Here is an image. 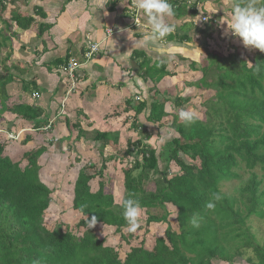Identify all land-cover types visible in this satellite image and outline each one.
<instances>
[{
	"label": "trees",
	"instance_id": "1",
	"mask_svg": "<svg viewBox=\"0 0 264 264\" xmlns=\"http://www.w3.org/2000/svg\"><path fill=\"white\" fill-rule=\"evenodd\" d=\"M169 2L173 5L176 22L183 25L185 15L190 13L191 20L184 25L191 29L195 28L201 12L207 15L203 6L200 11L197 9L203 0H196L188 9L186 0ZM217 18L208 21V15H201V30L208 33L217 30ZM15 20L22 30L35 23L34 18L20 15ZM176 32L168 36L169 41L178 37L181 42H191L189 34ZM1 36L4 41L3 44L0 42V48H3L7 38L2 33ZM145 58L140 63L139 73L145 81L154 84L168 76L180 78L182 74L201 71V77L194 81L181 79L183 83L180 84L183 89L190 88L193 92H213L212 98L204 102L206 111L201 113L204 118L199 116L195 124L185 126L178 115L168 114L164 101H169L170 92L162 93L164 101L154 100L149 111L143 99L128 102L124 130L128 133L135 129L139 134L144 131L143 140L133 141L128 137L120 154L117 151H121L122 143H119L117 133H87L77 123L72 125L73 121L64 115L65 126L79 135L76 140L71 135L62 140L68 151L73 149L72 140H81L84 144L90 139L95 143L102 142L103 146L109 145L116 152L108 156L99 147L100 164L88 161L79 169L71 187L70 210L80 216L75 231L65 223L53 228L46 223L54 190L40 177L39 161L49 153V148L56 146L53 138L48 140V145L25 152L22 160L17 162L5 153L0 138V264H233L237 260L264 264V240L253 226L255 220H264V53L255 49L251 57L243 59L238 55L224 57L210 52L206 62L200 65L198 61H190L188 70L179 73L168 71L165 62L154 69L150 59ZM8 62L9 57L0 58V122L7 123L0 132L7 135L8 132L18 134L26 130L27 134H19L21 140L16 141L25 147L36 139L47 137L48 131L43 129L54 128V121H50L39 99L32 98L35 94L41 95L35 78L26 80L21 77L23 73L13 72ZM257 64L262 66V71L253 75ZM79 79L77 77V84ZM10 86L17 88L16 93H10ZM177 87L178 84L174 86L178 90ZM182 95L175 94L174 106L195 109L194 95ZM145 114L146 125L140 124L138 118ZM149 126L162 130L166 126L165 132L174 128L178 136L167 141L157 155V148L146 143L153 139L148 133L151 131ZM70 151L67 153L77 154ZM58 152L62 153L59 149ZM180 154L194 163H187ZM83 157L87 158L86 155L79 156L77 163H81ZM124 157L130 160L129 168L123 172V195L120 202H116L112 190H107L114 185L110 180L112 176L107 173L108 162L121 164ZM172 162L179 168L178 174L171 175ZM94 182L96 190H93ZM150 182L154 183L152 189L148 188ZM232 182L238 184L232 192L225 191L224 186ZM216 194L221 200L209 211L205 205ZM127 198L138 199L146 214L135 233L127 231L122 215L121 202ZM82 206H86L84 212L88 219L97 217V224L92 229H87L85 215L79 212ZM157 209L163 214L151 213ZM172 209L175 210V228L169 223ZM193 215L200 218L199 228L190 224ZM164 223L167 224L164 235L155 239L151 249H146L142 241L139 247L130 248L125 257L118 252L123 251L124 243H130L143 225ZM98 229H112L119 239L117 244L112 241L115 245H109L107 237H98Z\"/></svg>",
	"mask_w": 264,
	"mask_h": 264
},
{
	"label": "crops",
	"instance_id": "2",
	"mask_svg": "<svg viewBox=\"0 0 264 264\" xmlns=\"http://www.w3.org/2000/svg\"><path fill=\"white\" fill-rule=\"evenodd\" d=\"M195 1L186 0L187 9ZM0 2H3V5L0 4V37L2 33L7 38L6 45L10 48V52L6 54V58L9 57L7 65L13 68V72L17 71V74L23 73L21 77L28 81L35 78L36 85L41 91L39 102L49 116L50 113H54V109L57 114L53 119L54 128L48 130L47 137L45 136L48 140L56 133L59 124L65 126L66 122L64 123L63 119L65 110L74 113L73 120L70 118L73 121L72 125L77 123L79 128L85 129L87 133H117L119 143L124 141L126 132L124 120L128 102H137L136 98L139 96L147 102L149 111L154 100L164 101L162 93L163 90H167L172 94L167 96L168 102L164 101L165 110L169 112L174 106L175 94L188 93L190 88L180 92L183 90L180 83H183L181 79L187 80L191 75L182 74L180 78L168 76L154 84L150 80L145 81L142 73H139L140 63L147 57L154 69L165 62L168 71L177 73L187 71L188 63L191 61L188 54L196 48H193L191 43L193 31L196 30L197 35L202 30L205 31L201 30L199 17L215 13L209 8L211 0H203L202 3H198L197 9L200 11L203 6L207 15L203 12L199 14L194 29L184 25L190 22V13L185 15L183 25L176 22L173 17L167 18V22L175 26L172 34L177 33L176 31L189 34L191 42H181L178 37L175 41H169L167 37V42L160 45L162 50L149 51L141 46L149 27L146 18L135 9V0H0ZM18 15L24 18L32 17L35 23L22 30L15 20ZM177 24L180 28L176 26ZM2 25L6 26L5 30L9 34L3 33ZM40 25L42 27H39ZM40 30L43 31L41 34L38 33ZM109 30L112 31V39ZM138 41L140 43H137ZM90 43L100 44V51L90 62H86L84 54ZM72 59L80 65L77 73V77L80 78L79 84L74 91H71V85L61 70L62 64ZM177 84L178 90L174 88ZM60 106H63V113ZM57 110L61 112L58 113ZM147 114L138 118L140 124H145ZM64 128L68 130L67 136L72 135V131L66 126ZM76 134L79 136L78 132ZM78 143L81 144V140ZM97 147H100V144Z\"/></svg>",
	"mask_w": 264,
	"mask_h": 264
},
{
	"label": "rangeland",
	"instance_id": "3",
	"mask_svg": "<svg viewBox=\"0 0 264 264\" xmlns=\"http://www.w3.org/2000/svg\"><path fill=\"white\" fill-rule=\"evenodd\" d=\"M231 3L232 0H211L210 4L213 5L211 7V5L209 4V8L214 10L215 14L212 15H208V17H211L212 19H216L218 16V20H217V30H212L210 33H208L207 30L200 32L199 35L197 34H192V46L193 51L188 54V57L191 59L192 62H197L198 64L201 65V63L206 62L207 60V56L210 52H216L218 53L220 56H228V55H238L239 58H243V59H248V57H251V55H253V53L255 52V49H249V48H245L242 44V42L238 39L233 37L228 31H227V21L230 20V12H231ZM257 3H264V0H257ZM1 21V19H0ZM3 30H4V34H9V32L7 30H5L6 26L2 25ZM185 31V30H183ZM7 32V33H5ZM188 33V32H187ZM0 42L3 44L2 37H0ZM10 43V41L8 42ZM195 45V46H194ZM207 46V49L205 50V47ZM200 49V50H199ZM10 52V48L6 45L5 48H1L0 49V58L4 59L6 58V54ZM179 73V72H178ZM191 77H188L187 79H197L198 77H201L202 73L201 71L198 69L197 72L195 73H190ZM194 81V80H193ZM182 87V86H181ZM17 88H15L14 86H10L9 90L10 93L12 94ZM164 92H168L167 90H163ZM184 91L181 90L180 92ZM196 92V94L194 95V93ZM198 92V93H197ZM200 91H195L193 92V90L189 89L187 94H184L185 97L190 96V95H194V98L192 100V104H194V108L192 110H195L199 116H201V118L203 119L204 116L201 115L202 112L206 111L205 108V104L204 102H207L210 98H212L213 96V92H200ZM16 93V92H14ZM182 95V96H184ZM138 99H142L141 97L138 96ZM63 105V104H62ZM188 105V104H186ZM61 111L57 110V112H61L63 113L64 109L63 106L61 107ZM180 108L177 107H172L171 110H169V112H167L168 114H175L178 115V110ZM208 110V107H207ZM66 113H64L66 116H69V118H72L73 120V116L72 114L74 113H69L67 110H65ZM54 113H50V119L53 120L55 119L56 115L55 114V109L53 111ZM107 113V112H105ZM64 117V116H63ZM9 118H13V117H9ZM97 118V117H95ZM173 118V116H172ZM64 119V118H63ZM62 119V121H63ZM98 119V118H97ZM15 121V120H14ZM168 123H170L171 118H169ZM106 122V121H105ZM20 125H22L20 122L18 123ZM62 124V122H61ZM2 126H7V123H1L0 122V129H5ZM19 127V126H16ZM64 124L58 126V129L56 130V133H53V140H54V144L56 145L55 147H51L49 148L50 151H52V153L49 151L48 154L44 155L41 159H40V165L42 167V170L40 172V177L42 178L43 182H45L50 189L54 190L53 193V202H52V207L49 210V214L46 217L47 221V225L51 228L55 227V226H60L62 225V223L68 224L72 227V229L75 231L76 230V224L78 223L80 216H76L74 213L71 212L70 208H71V202H72V188H73V182L74 179L79 171V169L81 167H83L84 164L88 163V161L90 162H95L96 164H100L101 162V156L99 155V147H97V145H101L100 149L101 151L104 149V152L107 153V155L109 156L112 152L116 153L115 151H113L112 147L107 145V146H103V143H95L92 140H88V141H84V146H83V142L80 144L78 142H80V140H78V142L73 141L71 142V146H72V151H70V153H77L76 155L73 154H69L67 152H69L67 150V147H65V141L62 142V140L66 139L63 138L64 136H67L68 134V130H65L64 128ZM126 127V126H124ZM87 128V127H85ZM151 131H148V133H150L153 137L152 140H150L149 142L147 141L146 143L152 145L154 148H157V155L159 154V152L162 150V147L165 145L164 144H160L159 143V139L158 136L160 132H165V128L162 130V128H157V126H149ZM44 130V129H43ZM133 130V129H132ZM2 131V130H0ZM25 131V130H24ZM27 131L24 132V136L25 133ZM138 131H131L124 134V138H123V142H122V147L121 146V151H117V153H122L124 151L125 145H126V141L128 139H126L127 137H130L133 141L136 140H140L143 137L142 134L144 133L141 132L140 134L137 133ZM140 132V131H139ZM46 133V132H44ZM58 133V135H57ZM77 132L75 130H72V135L71 138H74L76 140V134ZM166 133V132H165ZM27 134V133H26ZM43 135V134H42ZM88 136L90 134H87ZM23 136V137H24ZM45 136V135H43ZM177 137L178 134L175 133L173 137ZM78 137V136H77ZM0 138H1V142L4 143L5 146V153L7 155H9L10 157H14V161H20L22 160V156L25 152L30 151L35 149L38 146H41L43 144L48 145V138H43V139H36L35 142H33L32 144L28 145V146H23L18 144V142H16L17 140H21L18 137H11V136H7L5 135L4 132H0ZM51 138V137H50ZM171 138V139H172ZM23 139V138H22ZM57 139V141L55 140ZM170 139V140H171ZM143 140V139H142ZM122 141V140H121ZM169 141V140H168ZM65 147V148H64ZM55 148V149H54ZM58 149L61 150L62 153L58 152ZM55 152V153H54ZM59 153V155H57ZM86 155L87 158H81V163H77V158H79V156H83ZM180 157L182 159H184L187 163H194L192 162L188 157H186L183 154H180ZM130 160H126L124 157V162L121 164H114L112 165L111 162H108V174H110V176H112V178H110L111 181H113L114 185L109 186L107 188L108 191L112 190V192L115 195V201L116 202H120V198L123 195V181H124V177H123V172L129 168V162ZM122 162V161H120ZM25 165V164H23ZM161 167H165V165L162 163ZM170 172L171 175H175L179 173V168L175 165V163H171L170 164ZM109 180V181H110ZM236 184H238V182H232L230 184H227L224 186V190L225 191H230L232 192V190L236 187ZM93 190L97 189L96 186V182H94L93 184ZM154 183L150 182L148 185L149 189L153 188ZM72 187V188H71ZM55 197V198H54ZM152 214L154 215H162L163 211L162 210H153L151 211ZM146 219V214L143 212L142 210V215H141V221L144 222V220ZM175 219V210L172 209L171 210V217L169 220V223H172V225L174 226V228L176 227V224L173 223ZM253 226L255 228V230L260 233V236L262 237V239L264 240V220L258 221L255 220L253 223ZM167 224H151V225H143V228L140 232H137V234L135 235L133 240H130V243H124V246L122 247L121 250L123 251H118L119 253H121L122 256L125 257V254L130 250V248L132 247H139L143 241V245L146 249H151L154 246V242L155 239L157 237H161L164 235V232L166 230ZM78 231V230H77ZM76 231V232H77ZM147 231V232H145ZM97 235L98 237H107L108 240L106 241L109 245H115L117 244L116 242L119 241L118 237H116L115 234H113V230H103L100 231L98 229L97 231ZM109 241V242H108ZM113 241V243L115 244H111V242ZM214 264H226V263H220V262H215ZM233 264H247L246 261L243 260H237V262H234Z\"/></svg>",
	"mask_w": 264,
	"mask_h": 264
},
{
	"label": "clouds",
	"instance_id": "4",
	"mask_svg": "<svg viewBox=\"0 0 264 264\" xmlns=\"http://www.w3.org/2000/svg\"><path fill=\"white\" fill-rule=\"evenodd\" d=\"M134 7L139 14L146 18V23L149 27L148 33L143 37L141 46L149 51L162 50L160 49V45L166 43V38L175 31V26L167 22V18H171L175 15L173 5L169 0H135ZM226 23L227 31L233 37L238 38L245 48L256 49L264 53V3L258 4L257 0H232L230 20ZM111 35L110 32V38ZM137 43L140 42L138 41ZM92 47L94 50L98 49L100 44L97 43ZM79 69L80 67L77 69L76 78ZM261 71L262 66L257 64L254 67L253 75H258ZM65 77L67 81H69L67 75H65ZM32 98L37 99L39 96H32ZM178 117L180 121L184 122L185 126H190L198 121L199 114L195 110L181 108L178 110ZM48 130H51V128L46 127L44 129V131ZM25 131L21 130L18 134L8 132L7 136L18 137L19 134ZM175 133L176 130L174 128L167 129L166 133L160 132L158 136L159 143H166ZM55 140L57 141V139ZM219 200H221V196L216 194L206 203V209L209 211L214 210ZM121 206L122 215L126 221L127 231L129 233H135L141 227L142 205L140 201L135 198H127L122 200ZM85 207L86 206H82L79 212L85 215L86 227L89 230L96 226L97 217L92 216L91 219H88L84 212ZM190 224L193 228H199L200 218L197 215H193Z\"/></svg>",
	"mask_w": 264,
	"mask_h": 264
},
{
	"label": "built area",
	"instance_id": "5",
	"mask_svg": "<svg viewBox=\"0 0 264 264\" xmlns=\"http://www.w3.org/2000/svg\"><path fill=\"white\" fill-rule=\"evenodd\" d=\"M112 31L109 30V33ZM93 45H95L94 43H90L89 47L87 48V51L84 54V58L86 60V62H90L91 59H93V57L100 51V47L98 49H93ZM80 67V65H78L76 63V61L74 59L69 60L67 62V64L65 65V67H61L62 73H64L65 75H67L69 83L71 85L70 89L71 91H74L76 89V85H77V78H76V72L77 69ZM33 97H37V95H33ZM140 99H138V97L136 98V101H138Z\"/></svg>",
	"mask_w": 264,
	"mask_h": 264
}]
</instances>
